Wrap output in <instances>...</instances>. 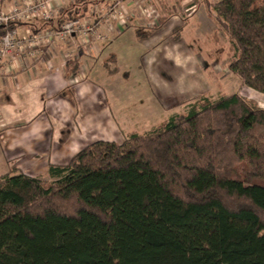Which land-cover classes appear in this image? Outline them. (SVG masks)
<instances>
[{
	"label": "trees",
	"instance_id": "obj_1",
	"mask_svg": "<svg viewBox=\"0 0 264 264\" xmlns=\"http://www.w3.org/2000/svg\"><path fill=\"white\" fill-rule=\"evenodd\" d=\"M76 2L60 26L85 17ZM207 6L230 71L264 94V0ZM13 172L0 177V264H264V109L238 94L92 143L51 164V182Z\"/></svg>",
	"mask_w": 264,
	"mask_h": 264
},
{
	"label": "rangeland",
	"instance_id": "obj_2",
	"mask_svg": "<svg viewBox=\"0 0 264 264\" xmlns=\"http://www.w3.org/2000/svg\"><path fill=\"white\" fill-rule=\"evenodd\" d=\"M86 1L90 2H86L90 9L103 3ZM218 1H110L105 12L108 15L112 9L116 10L115 15L120 14L117 24L126 28L106 46L101 58L93 61L90 79L103 90L111 115L127 131L123 133L124 141L133 133H148L176 114L186 113L187 106L201 97L217 99L238 94L264 109V94L244 86L230 71L234 53L229 35L208 12L207 5ZM119 3L126 6L121 13L117 9ZM130 17L141 18L136 29ZM80 20L84 24L91 21ZM143 33L146 37L139 39ZM113 56L116 62L107 60ZM0 137L4 142L3 150L0 147V177L19 171L51 182L46 175L47 164H29L28 158L12 163V151L7 149V133L3 128Z\"/></svg>",
	"mask_w": 264,
	"mask_h": 264
},
{
	"label": "crops",
	"instance_id": "obj_3",
	"mask_svg": "<svg viewBox=\"0 0 264 264\" xmlns=\"http://www.w3.org/2000/svg\"><path fill=\"white\" fill-rule=\"evenodd\" d=\"M14 1L20 4L47 1L52 12L51 20L41 17L16 22L13 29L20 37L55 32L60 27V11L77 3V0H6L0 3V13ZM102 1L91 9L88 6L85 17L79 19L102 20L99 27L104 40L86 44L79 36L64 41L50 38L38 47L35 58L20 50L0 62V130H6L12 163L28 158L29 164H47L48 172L51 164L68 163L92 143L124 141L123 133L127 131L111 115L103 90L90 79L93 61L99 60L106 46L126 28L117 24L119 19L111 24L103 21L100 16L106 14L112 0ZM118 5L119 13L125 10L124 4ZM130 19L136 29L141 18ZM107 60L116 62L114 56ZM75 79L78 81L74 83ZM3 143L0 137L2 150Z\"/></svg>",
	"mask_w": 264,
	"mask_h": 264
},
{
	"label": "built area",
	"instance_id": "obj_4",
	"mask_svg": "<svg viewBox=\"0 0 264 264\" xmlns=\"http://www.w3.org/2000/svg\"><path fill=\"white\" fill-rule=\"evenodd\" d=\"M105 15L108 16V18H106ZM105 15H102L101 18H103L104 22H108L109 24L119 19V14L116 16L113 9L108 15L107 13ZM41 17L46 21L52 19V12L49 9L47 1L38 4L28 2L20 4L14 1L8 10L0 13V27L6 29V33L0 38V62L15 51L18 52L20 50L29 54L31 58H35L38 47L45 41L51 40L50 38L64 41L68 38L79 36L82 42L86 44L94 40L102 41L105 38L102 32H100L101 27H99L102 20L96 24H93L92 21H90V24H84L85 22L80 19L71 20L65 22L55 32L44 33V36L39 33L34 36L20 37L16 29L10 28L12 22L29 21ZM77 81L78 80L75 79L74 83Z\"/></svg>",
	"mask_w": 264,
	"mask_h": 264
}]
</instances>
